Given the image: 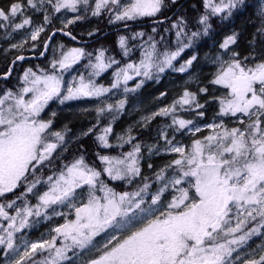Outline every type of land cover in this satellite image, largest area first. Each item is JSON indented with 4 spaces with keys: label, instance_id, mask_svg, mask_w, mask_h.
Segmentation results:
<instances>
[{
    "label": "snow or ice",
    "instance_id": "obj_1",
    "mask_svg": "<svg viewBox=\"0 0 264 264\" xmlns=\"http://www.w3.org/2000/svg\"><path fill=\"white\" fill-rule=\"evenodd\" d=\"M81 4L88 6L89 0H13L6 8L0 7V28L31 29L30 39L37 41L52 19L45 14L44 23L35 26L29 13L45 11L48 6L56 13L61 10L78 13ZM203 7L205 11L192 25L195 30L189 31L182 0H168V3L165 0H95L92 16H100L107 9L114 12L109 16V23L155 17L164 8L180 10L172 23L176 30V49L158 52L156 43L149 37L150 43L144 47L139 65L128 63L118 68L112 88L123 81L125 93L135 92L145 80L153 78V69L157 73H164L166 69L187 73L195 67L197 55H190L178 68L173 62L186 49H194L201 38L213 35L216 29L213 17H219L221 22L228 20L234 10L246 7V0H203ZM258 16L260 26L247 41L246 55L236 50L240 32L232 31L219 43L220 51L213 61L218 67L209 83L222 87L225 92L213 97L219 110L214 122L204 126L210 133L193 138L190 146L174 142V136L170 139L167 133H162L163 148L153 145L148 151L159 154L163 150L176 154V158L156 171L154 179L142 173L139 143L122 156L97 153L103 165L100 169L94 163L89 164L81 154L43 182L36 176L38 171L54 163L57 157L53 154L58 148L65 149V132L52 131L57 113L52 111L47 119L42 116L49 102L58 100L63 105L83 97H101L110 91L97 87L91 78L85 82L84 76H80L78 84L75 80L65 84L62 73L85 55L84 49L63 52L59 59L51 61L50 72L38 66L36 70L27 68L18 86H9L14 67L0 73L3 82L0 83V197L5 198L0 203V218L8 222L7 227L0 225V231L5 233L0 235L4 264H75L73 257L79 259L80 253L87 254L83 264H236L237 261L264 264V245L258 257L242 258L240 254L252 237L264 236V0H260ZM83 19L84 16L75 15L63 21V28L56 31L76 40L72 31L66 29ZM136 35L144 34H134L133 39ZM118 44L127 56L126 37L120 36ZM11 47L20 48L22 44ZM44 47L47 49L48 45ZM95 59L96 63L90 65L93 69L90 77L99 76L118 64L111 58L105 63L103 50ZM23 60V55H17L11 63L14 66L16 61ZM130 71L144 77L134 88L126 86L133 79ZM126 102V99L120 100L115 108L112 104L98 107L97 122L105 111L123 110ZM177 104L187 105L185 111L197 118L205 115L197 94L185 91L170 109H161L153 118L174 114ZM224 117L234 126H228ZM148 122L146 117L145 126ZM96 127L93 124L81 135H92ZM169 127L174 133L187 131L193 136L203 130L195 119L175 115ZM65 130L70 131L67 125ZM112 131L109 124L95 137L101 147H112L108 139ZM117 139L131 144L135 137ZM148 168L152 169L153 165L148 164ZM137 178L141 184L134 191H118L109 183L123 181L132 185ZM42 183L47 185L43 192L37 189ZM9 193L13 199L7 198ZM29 194L36 197V204L28 201ZM18 200L22 206L17 205ZM60 206L72 209L74 218H68L71 213L57 211ZM8 209L14 210L15 215H10ZM49 213L64 217L65 222L51 230L55 235L50 239L25 241L21 254L15 233L32 226L29 217L47 220ZM58 239H62L60 246H57Z\"/></svg>",
    "mask_w": 264,
    "mask_h": 264
},
{
    "label": "trees",
    "instance_id": "obj_2",
    "mask_svg": "<svg viewBox=\"0 0 264 264\" xmlns=\"http://www.w3.org/2000/svg\"><path fill=\"white\" fill-rule=\"evenodd\" d=\"M259 0H246V7L241 8L239 11L234 10V14L228 20L223 22L220 21L219 17H213V23L216 25L215 32L211 37L201 38L195 45L194 49H186L185 53L182 54L181 58H178V62H183L185 59L189 58L190 55L195 54L199 55L201 52L205 50H211L214 48L216 43H220L226 35L231 34L232 31H237L241 33L240 40L238 46H236V50L241 53V55L247 54V41L252 38L253 33L260 26L259 20ZM13 0H0V7L8 6ZM91 2L89 1L88 6L81 4L80 12L81 16H84L85 19L78 21L74 25H69L68 29L72 31V34L77 37L78 40L86 41L90 40L88 43L76 44L74 41H71L67 36H62L60 34H56L53 43L55 42V46L58 47L59 53L61 49H67L68 47H78L84 49L85 55L82 59L77 63L76 70L81 75L84 76L85 80L91 78V64L94 62V59L99 51H104V58L109 61V59H114L115 61L120 62V64H124L127 61L136 62L143 52L144 47L147 46L149 42V37H152V42L156 43V48L158 52H164L165 50H172L173 45L177 44V38L175 35V29L172 28V23L176 20V18L164 21V23L159 22L156 24L143 25L144 22H147L154 18H160L166 16L170 11L174 8H164L161 13H158L155 17H143L138 18L136 20L130 21H121L118 23H109V16L111 13L107 11L106 14L102 13L100 16H92L90 8ZM168 3V0H165ZM202 0H192L187 2L184 7L186 18L189 22V31L195 30L192 25L195 22V19L201 15L205 9L203 8ZM195 5V7H192ZM180 11V10H179ZM178 11V12H179ZM43 16L45 14L49 15L52 19V23L47 25L46 30L41 33V36L37 41H32L30 37H25L22 43V47H20L17 51H12V57L5 56L0 52V73L4 72L6 68H9V63L11 58L13 59L17 55H29V54H37L41 50L42 44L48 34L54 30L63 28V26L59 25L56 21L55 17L57 15L56 12H53L51 7L48 6L44 13H40ZM178 14V13H177ZM127 25V26H125ZM120 27V28H119ZM119 28V29H118ZM156 29L154 32L153 29ZM106 31H109L106 34ZM93 32L94 34L89 36L88 33ZM143 33V36L136 35L135 39H133L134 34ZM99 36V38L95 39V37ZM120 36H125L127 39V47L129 49V54L125 56L123 54V50L119 47L118 39ZM26 41V42H25ZM63 46V47H61ZM51 52V48L49 49L48 54L45 58L39 61H35L33 59L23 60L22 62H17L14 65V71L12 73V77L9 81V86L17 85L18 80L22 76V73L29 67H32L33 70L37 69V66L41 69H47L49 72L51 71L50 63L48 62V57ZM88 54H91L90 56ZM177 62V61H175ZM206 66H202L199 70L200 75L196 79L195 82L189 85V90L193 91L197 94V100L199 103L204 105L203 111L205 113L203 118L192 117L190 111H187L188 117L195 119L197 122L207 121L209 120L214 112L213 108L215 106L216 101L213 99L216 95V87L209 83L208 73L205 72ZM174 80H178L180 78L179 74L176 73L173 75ZM163 79L157 81L147 82L146 85L139 91L138 95L141 98H144L147 102L153 105H161L169 103L173 98L172 95L173 90H179V87L176 88H167L163 84ZM0 83H3L0 81ZM200 88H207V92H200ZM163 94V95H162ZM188 107H179L180 113L183 112L184 109ZM176 109H178L176 107ZM110 115L104 114L101 115L99 121L109 120ZM91 121H97V115L93 114L91 117ZM167 119L162 116H157L154 120L147 123V126H143L133 131L132 137L135 139L131 144L126 143L121 147L114 146L110 148H99L93 141V134L87 137L80 138L79 140H75L68 147V151L66 157H61L54 161L52 165L38 171L36 176L41 179L43 182L48 175H51L53 172L57 171L61 166L70 163L75 157L83 154L89 164H95L97 169L102 168L101 162L97 159V153L100 155L110 154V155H123L124 152L131 151L134 144L139 143L141 146L145 145L149 142L154 135L157 133V127L160 123L166 122ZM75 124L77 126H75ZM84 127V116L78 115L69 125L67 124L68 129H73L75 127ZM86 149V151H85ZM57 162V163H56ZM60 162V163H58ZM149 161L141 162V170L145 176L152 178L153 169H149L146 164ZM107 180V177H102ZM110 185L115 187L118 191L127 190L131 191L132 186L127 185L126 182L122 181H109ZM17 194L21 191L20 189L16 190ZM8 199H13V194H7ZM5 198L0 197V203H3ZM34 196L32 194L28 195V201L32 204L34 201ZM18 205H22L21 201H17ZM9 212H15L12 209H8ZM44 255H47V252H44ZM37 259L41 258L39 256Z\"/></svg>",
    "mask_w": 264,
    "mask_h": 264
},
{
    "label": "rangeland",
    "instance_id": "obj_3",
    "mask_svg": "<svg viewBox=\"0 0 264 264\" xmlns=\"http://www.w3.org/2000/svg\"><path fill=\"white\" fill-rule=\"evenodd\" d=\"M258 4L260 7V0L258 1ZM94 6H95V0H92L90 11H92ZM80 8H81V5L79 6V9ZM107 11L108 10L105 9L102 11V13L106 14ZM44 12L45 11L36 12L34 14L29 13V15H32L33 17L35 26H39L44 23V16L40 14ZM75 15H81L80 10L78 13H72L70 11L61 10L60 13H57L55 19L59 25L64 26L63 21L67 19H72L74 18ZM111 15H114V12H112ZM118 22H121V21H116L114 23H118ZM46 28L47 26L45 27V30ZM30 30L31 29L13 31L11 27L0 28V52L1 54L12 57V54H11L12 51H17L19 48H12L11 45L12 44H22L25 37L27 36L30 37L29 36ZM50 48H51V52L48 57V62L51 64V61L53 59H59L63 52L71 48H78V47H68L67 49H61L59 53V49L57 46H55V42H54L51 44ZM175 49H176V45L175 46L173 45V49L170 51H174ZM219 51H220L219 43H216L214 48H212L211 50H205L201 52L199 55H197L198 61L195 63V67L192 69H189L187 73H180L178 71H173L172 69H166L164 73H157L156 70L153 69V78L145 80L144 85L140 89H137L135 92L125 93L124 91L125 84L123 83V81H121L120 85L117 88H112V84L115 82L114 72L118 70V68L120 67H126L128 63L139 65V62L142 59V53H143L142 52L136 62L127 61L124 64H120V62L117 61L118 64H113L112 67L106 69L99 76L91 77V79L93 80L94 84L97 87L103 86L105 88L110 89V91L105 93L103 96L83 97L77 100L67 101L63 105L59 104L58 100L50 101L49 105L45 109V112L42 113V116H44L45 119H47L51 115L52 111H55L57 113V116L54 118L52 131H64L65 132V149H66L65 150V149L58 148L53 155L56 156L57 159L59 158V156L67 158L66 154L68 151V147L72 144L73 141L83 138V136L81 135L82 131L91 127L93 124L97 125V127L94 129V132H93V141L99 148H103V147L99 145V142L95 139V137L101 134L102 129L104 127L108 126L109 124L111 125L113 131L109 135L108 139H109V143L112 145V147H114V146H119L121 144H126L124 143V141L117 139V137H124V140H127L129 136L132 137L134 130L145 126L146 117L149 118V122H151L157 116H162V117H165L167 121L164 123H160L157 127V133L154 135V137L149 142H147L145 145L142 146V153H141L142 159L140 160V164L141 162L146 160V161H149L148 164L152 163L154 165V169L152 171L153 176L151 178V179H154V173L156 171H159L160 168H162L165 164L169 163L172 159L176 158V154H169V153L164 152L163 150H161L159 154H156L154 151L150 153L148 151L149 147L153 145H158V146H161V148H163L164 139H163V136L161 135L162 133H167L170 139H172L174 136V142H179L184 146H190L193 138H202L203 136H206L210 133L211 130L207 129L204 126L209 123L214 122L216 113L219 110V105L217 102L215 103V106L213 108L214 114L209 120L202 121V122L196 121L202 127L203 130L199 133H196L195 136H193L191 132H187V131H185L183 134H181L180 132L174 133L173 129L169 127V125H172L173 115H175L177 118L193 119L187 116L188 113L187 111H185V109L183 110V112L180 113L179 107L181 106L179 104L176 105L178 109H176L174 114L170 113L169 115H156L154 118H153V114L159 112L163 108L170 109L174 103H176L177 101L181 99L185 91L194 93L193 91L189 90V85L196 81V79L200 75L199 70L201 69L202 66H206L205 72L208 73L209 80H212L215 72L217 71V67H218L213 61L216 55H218ZM104 60H105V63L108 62L105 58ZM77 63L74 64L70 70L62 73L65 84L72 83L73 80H75V83L77 84L79 83V79L81 75L76 70ZM94 63H96V59H94V62L92 64ZM173 63L178 68L180 63L182 62L180 61L178 62L177 60V62L174 61ZM92 72H93V69L91 68V73ZM176 73H178L180 76L178 80H174L175 78L173 75ZM129 74L133 75V79L127 82L126 86L128 88H134L137 82H139L141 79H144V77L142 76H135V74L132 73L131 71L129 72ZM162 77H164L163 84L167 88L173 89V88L179 87L180 89L172 91V95L175 98H173L169 103L151 106L150 103L147 102L144 98H141L138 95V93L146 85L147 82H150V81L154 82V81L161 79ZM87 80H85V82H87ZM214 86L216 87V95H214L215 97H219L225 92V90L222 87L218 85H214ZM122 99H126L127 101L123 110L119 112L105 111L104 114L110 115V118L109 120H107V122L104 120L99 121V122L91 121L92 115L93 114L97 115L96 109L98 107L106 108L108 104H112L115 108L117 103ZM183 107H188V106L184 105ZM190 113H191L190 115L194 117V114L192 112ZM78 115L84 116L85 126L84 127L78 126L73 129H70V131L65 130V125L67 124L69 125ZM113 116H115V119H113ZM223 119H224V122L228 124V126H234L228 117H224ZM215 122L219 123V120L216 119ZM75 126L77 125L75 124ZM127 152H124V154ZM104 155L122 156V155H110V154H104ZM76 158L78 157H75L70 163H67V164H71ZM57 159H55V161ZM148 164L146 165L148 166ZM61 167H63V165ZM137 184H141V181L139 178H137L134 181V183L130 185L132 186L131 191L135 190ZM37 189L43 192L44 190H47V185L42 183L41 185H37ZM34 199L35 200L32 201L33 205L37 203L36 197H34ZM78 202L79 201H77V203ZM57 211H62L65 214L71 213L70 215H68V218L69 219L74 218V212L72 209L64 208L60 206L57 208ZM9 214L15 215V212L13 213L9 212ZM29 220L32 222L31 227L25 228L21 230L20 232L15 233V238H16L15 243L19 247L21 254L24 249L25 241H28L29 243H31V242H39L41 240L50 239L52 235H55V233L52 232L51 230L65 222L64 217L53 216L51 214H50V219H47V220L43 219L42 217H35V216L29 217ZM36 221H38V223ZM7 223L8 222L5 221L3 218H0V225L7 227ZM4 234L5 233L3 231H0V235H4ZM97 239L99 240L100 238L98 237ZM61 243H62V239H58L57 246H60ZM262 245H264V236L257 235V236L252 237L247 242V244L244 245L243 249L240 250L241 257L244 258L246 256H252V255H257L258 257V254H259V251ZM2 248L3 246H0V249ZM77 252L80 253V250L78 249ZM69 255H71V253H69ZM86 259H87V254H84V253H80L79 259H77V257L75 256L73 257L75 264H83V261ZM4 260H5L4 253L2 250H0V264H4ZM236 264H240V262L237 261Z\"/></svg>",
    "mask_w": 264,
    "mask_h": 264
},
{
    "label": "water",
    "instance_id": "obj_4",
    "mask_svg": "<svg viewBox=\"0 0 264 264\" xmlns=\"http://www.w3.org/2000/svg\"><path fill=\"white\" fill-rule=\"evenodd\" d=\"M178 9H176L173 13H171V15L170 16H168V17H164V18H162V19H159V20H156V22H164V21H166V20H168L170 17H172L174 14H175V12L177 11ZM120 28V27H119ZM118 28V29H119ZM57 29H54V30H52L49 34H48V36L46 37V39L44 40V42H43V44H42V47H41V50L39 51V53H37V54H29V55H23L24 57H25V60H28V59H33V60H35V61H39V60H42L43 58H45L46 57V55L48 54V52H49V49H50V47H51V44L53 43V40H54V38H55V36H56V34H60V35H62V36H65V35H63V33H61V32H58V31H56ZM53 32H55V35L53 36L52 35V33ZM109 31H106L105 33H103V34H106V33H108ZM49 37H51V39H49ZM69 39H70V37H68ZM97 38H99V36H97V37H95V39H97ZM71 41H74L76 44H82V43H88V42H90V40H86V41H81V40H78V39H76V40H72V39H70ZM45 44H47L48 45V47H47V49H45ZM44 53L43 55H40V53ZM15 58H16V56L13 58V59H11V61H10V63H9V68H11V67H14L13 65H12V61L13 60H15ZM17 62H22V61H16V63Z\"/></svg>",
    "mask_w": 264,
    "mask_h": 264
},
{
    "label": "flooded vegetation",
    "instance_id": "obj_5",
    "mask_svg": "<svg viewBox=\"0 0 264 264\" xmlns=\"http://www.w3.org/2000/svg\"><path fill=\"white\" fill-rule=\"evenodd\" d=\"M190 1H192V0H182V7H184V5H185L187 2H190ZM175 10H176V8H174L172 11H170L166 16L160 17L159 19H162V18H164V17H168V16H170L171 13H173ZM178 11H179V9L175 12V14H174L172 17H170V18H169L168 20H166V21H169V20H172V19L176 18V17H177V13H178ZM159 19H158V18L151 19V20L147 21L149 24H146V25L159 23V22H156V20H159ZM162 23H164V22H162Z\"/></svg>",
    "mask_w": 264,
    "mask_h": 264
},
{
    "label": "bare ground",
    "instance_id": "obj_6",
    "mask_svg": "<svg viewBox=\"0 0 264 264\" xmlns=\"http://www.w3.org/2000/svg\"><path fill=\"white\" fill-rule=\"evenodd\" d=\"M144 24L146 25V24H149V23H148V22H144L143 25H144Z\"/></svg>",
    "mask_w": 264,
    "mask_h": 264
}]
</instances>
